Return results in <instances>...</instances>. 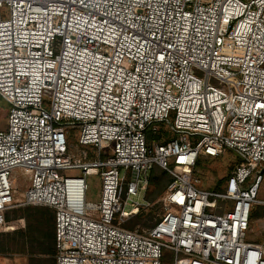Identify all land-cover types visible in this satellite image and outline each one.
Returning <instances> with one entry per match:
<instances>
[{"label": "built area", "instance_id": "1", "mask_svg": "<svg viewBox=\"0 0 264 264\" xmlns=\"http://www.w3.org/2000/svg\"><path fill=\"white\" fill-rule=\"evenodd\" d=\"M0 97V227L14 207L52 208L56 264H163L166 250L264 264V241L246 240L264 206V0H0ZM159 125L172 135L149 145ZM72 129L91 153L69 152ZM227 150L240 162L224 184L198 188L199 158ZM151 165L171 176L164 212L130 229ZM14 168L30 177L20 198Z\"/></svg>", "mask_w": 264, "mask_h": 264}, {"label": "rangeland", "instance_id": "2", "mask_svg": "<svg viewBox=\"0 0 264 264\" xmlns=\"http://www.w3.org/2000/svg\"><path fill=\"white\" fill-rule=\"evenodd\" d=\"M6 12L3 11V17L6 16ZM9 110V104L0 97V130H6L7 128V114ZM173 118L171 117V121ZM160 131L168 136L172 134L164 125H159ZM72 137L69 139L68 150L69 152H80L82 150H88V146L75 145L78 144L79 132L75 129L71 130ZM240 162L238 155L230 150H227L223 155L216 158H199L197 166L194 170L195 177L199 180L195 185L203 190L212 191L218 190L221 187L228 176L234 170L236 164ZM160 167L156 165L150 166L149 176L152 173L155 176H162V183L151 184L148 188V192L140 191L133 197V201L138 202L140 205H145L150 202V205L141 209L138 215L130 218L126 221V227L133 226V229H145L151 227L157 221V219L163 214L164 209L161 203L158 201L159 196L165 190L161 191V185L167 186L171 181L169 173H164ZM65 176H81L79 170H66L63 172ZM11 180L16 188V197L20 198L24 191L27 189L30 183L29 174L19 168H14L11 171ZM87 191L86 201L97 202L100 200L101 195V178L99 175L90 174L86 177ZM161 191V192H160ZM258 199L264 198V180L257 193ZM25 206L14 207L8 211V219H6L5 225L0 227V242L2 248L0 249V264H36L38 260H46L49 264L48 255H43L47 246H43L42 243L36 241L28 235L29 225L23 220V218H17L14 215L15 210H21ZM130 205H127L129 208ZM50 210L55 214L54 210ZM22 215V214H21ZM55 218V216H54ZM134 223V224H133ZM55 227V219H54ZM246 240L250 242L261 243L264 241V206L254 205L249 228L246 231ZM165 260L163 264H171L173 255L170 251L164 252ZM51 263V261H50ZM53 263V262H52Z\"/></svg>", "mask_w": 264, "mask_h": 264}, {"label": "trees", "instance_id": "3", "mask_svg": "<svg viewBox=\"0 0 264 264\" xmlns=\"http://www.w3.org/2000/svg\"><path fill=\"white\" fill-rule=\"evenodd\" d=\"M168 137L169 136L167 133L163 134L161 131L158 134H152L150 131H147V143L149 145L151 144L153 139L166 140V138ZM163 172L165 174L167 173L166 171H163ZM162 176H155L152 173V176L150 177V180H149V186L151 184H156V183L161 184ZM164 188H166V186L165 184H162L160 188L161 191ZM14 215L17 218L19 217L23 218V220H25L28 223L29 225L28 235L31 238H34L36 241H39L40 243H42L43 246H47V249L45 250V252H41V253H45L43 255H48L50 257L48 258L49 264H56L55 227H54L55 214H53V212L50 210V207L28 205V206H25L21 210H15ZM6 219L9 220L8 212L5 216V223H6ZM128 228L133 229V226H130ZM1 248L2 246L0 242V249ZM164 260H165V256L163 257L162 261ZM45 261L46 260L40 259L37 261L36 264H47Z\"/></svg>", "mask_w": 264, "mask_h": 264}]
</instances>
